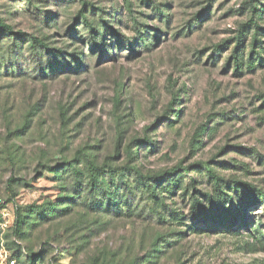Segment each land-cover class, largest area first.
I'll return each mask as SVG.
<instances>
[{"label":"rangeland","instance_id":"1","mask_svg":"<svg viewBox=\"0 0 264 264\" xmlns=\"http://www.w3.org/2000/svg\"><path fill=\"white\" fill-rule=\"evenodd\" d=\"M81 10L107 33L94 49ZM0 18L25 34L15 41L0 30L4 230L16 204L40 206L48 216L30 218L24 245L49 241L47 257L63 254L64 264H264V203L240 233L192 229L205 226L199 201L215 192L194 164L212 167L238 203L242 183L264 190V65L249 66L255 34L264 56V0H0ZM31 36L48 50H31ZM240 36L236 71L229 58ZM85 159L144 175L193 167L172 193L161 189L169 175L159 181V204L132 182L135 215L117 217L81 203L66 168L52 172L68 160L87 175Z\"/></svg>","mask_w":264,"mask_h":264},{"label":"trees","instance_id":"2","mask_svg":"<svg viewBox=\"0 0 264 264\" xmlns=\"http://www.w3.org/2000/svg\"><path fill=\"white\" fill-rule=\"evenodd\" d=\"M260 2V0H257ZM31 2V0H30ZM89 4L87 2H83V7ZM32 7H36L31 5ZM92 6V5H91ZM252 12L257 15L258 12L263 13L257 6L251 5ZM93 10L94 6L91 7ZM160 16H164L163 11L159 9ZM84 11L81 10L78 14L79 17L83 19V24L90 31V38L88 41V45L91 44V48L94 49L97 46L95 40L106 42L107 33L101 34L97 28L94 27V23L88 19L85 15H83ZM253 24L257 25L256 22ZM0 30L2 33L7 34L8 36L13 35L14 40H23L25 38V34L22 32L15 33L13 27L4 23V21L0 18ZM118 31L113 30L115 35H118ZM15 34V35H14ZM120 35H118V38ZM121 38V37H120ZM121 39H119L120 41ZM15 42V46H16ZM28 45L31 50L36 51L41 47L43 49H47L48 47L44 44L43 40L31 36L28 40ZM235 46L232 51V54L229 58V61H233L232 63L235 66V70L241 68L242 64L240 62L239 50L241 51V47L244 43V39L242 36L235 39ZM263 43L262 40L258 38V34L254 35V40L252 42V50H251V59L249 62V66L253 67L256 65L263 66L264 65V56L259 50H257L258 45ZM217 48H222V44L218 45ZM258 62L257 64L255 62ZM136 150L138 149L135 148ZM138 154L136 151L135 156ZM128 155L133 157L134 154L128 151ZM88 163V174L85 175V171L79 169L75 162L65 160L59 168L53 169L51 166H47L54 173H59L61 169L66 168L67 172H71L75 177V190L80 194V199L83 197V204L92 211L98 212L103 211L106 207L107 212L113 213L117 217L123 216H133L132 206L130 205V197L132 191H134V187L132 182H135V189L139 190L141 193L148 192L150 196L154 198L155 203H160V198L157 195L156 187L160 184L159 181L164 179L165 175H169L170 180L169 184L166 186H162V191L165 193H172L176 187H178L183 182V176L185 173L190 172V168L193 165L182 166L181 163L174 166L171 170L162 173H155L153 175H144L142 171L135 166L126 167L125 171L122 172L118 168L113 167L109 164L98 165L92 162L89 159ZM64 165V167H63ZM196 169L198 171L206 170L209 177L213 179L215 192L213 194H206L205 201L206 206L199 201V208L202 210L201 218L205 226H197L196 228H192L196 232L204 233V232H213L219 227H223L224 229H231L234 233H240V229L249 225V213L252 206L258 205L260 202L264 203V190L257 189L255 186L242 183L245 188V193L243 195V200L238 203L235 201L234 195L231 192H226L223 190V186L220 185L221 178L216 174L215 170L210 167L207 163L199 162L197 164ZM179 170H183V173L179 176H176V173ZM87 176V177H86ZM82 178V179H80ZM132 178V180H131ZM131 180V182H130ZM169 188V189H168ZM188 189V188H187ZM13 200V198H11ZM15 209V218L11 226H8L5 230L0 226V247L3 245L10 252L9 261H15L16 264H64L61 260L60 256L63 254H53L50 258L47 257L51 244L49 241H45L41 244L40 248L32 249L29 246L24 245V239L26 238V226L34 224V222H30V218L32 219L39 215L42 217H47L46 210L43 207H38L37 209H33L30 212L26 211L25 208H21L18 204H16ZM2 205L1 207H3ZM32 207V206H31ZM27 212V213H26ZM54 216V215H52ZM51 216V217H52ZM36 219V218H35ZM260 227L256 228L258 232ZM262 238L259 241L264 243V234L259 232ZM86 264V263H84ZM91 264H100L99 262H93Z\"/></svg>","mask_w":264,"mask_h":264},{"label":"built area","instance_id":"3","mask_svg":"<svg viewBox=\"0 0 264 264\" xmlns=\"http://www.w3.org/2000/svg\"><path fill=\"white\" fill-rule=\"evenodd\" d=\"M2 202V199L0 198V215L4 214V211H5V206L1 207L3 204L1 203ZM0 256H2V252H1V249H0ZM7 264H16L15 261H7Z\"/></svg>","mask_w":264,"mask_h":264}]
</instances>
